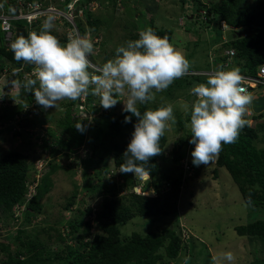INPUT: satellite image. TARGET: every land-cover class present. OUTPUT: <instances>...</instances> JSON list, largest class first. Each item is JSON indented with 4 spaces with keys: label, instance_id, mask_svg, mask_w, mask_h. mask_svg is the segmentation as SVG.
<instances>
[{
    "label": "rangeland",
    "instance_id": "obj_1",
    "mask_svg": "<svg viewBox=\"0 0 264 264\" xmlns=\"http://www.w3.org/2000/svg\"><path fill=\"white\" fill-rule=\"evenodd\" d=\"M121 1L125 0L90 1L91 16L99 17L98 22L106 21L101 23L98 30H93L89 26L85 20L83 9L74 7V11L85 30L80 34L78 32L77 35L84 36L87 34L90 36L94 50L89 59L97 66L113 59L117 47L125 45L128 40H132L130 34H127L128 31L134 29L139 33V31L148 28L150 24L172 31L170 43L184 53L190 63V69L204 70L210 63L209 58L212 52L220 51L223 47L224 32L217 28V25H213L215 21L213 23L212 21L207 22L197 15L191 19L189 15L193 13L194 8L186 0L183 6H181L180 0H126L133 2L137 8L133 16L124 10ZM202 1L214 3L217 0ZM257 1L242 0L249 5H255ZM60 2L62 0L44 1L45 4L52 3L54 5L60 4ZM113 3L116 5L115 10L111 9ZM57 6L64 11L66 10L61 5ZM132 8L130 7L128 10L132 11ZM111 13H113L112 16L109 15ZM136 14H139L137 18L135 17ZM48 17H40L39 23H43ZM52 18L53 29L57 31L58 36H65L68 40L73 26L64 17ZM20 25L26 26L23 21L20 22ZM179 33L181 34L180 41L175 38ZM5 45L8 43L6 42ZM18 74L19 72H13L9 69L2 70L0 73V114L9 111L12 105L21 100L18 93ZM30 75L31 73L21 74L25 82ZM203 78V82H206L207 76L200 75H185L175 79L166 90L155 93V99L148 102L155 105L156 108L171 105L175 121L180 118H183L182 122L184 121L183 129L176 128V122L174 124L169 122L170 127L165 131L166 140L162 146V157L159 161L167 174L172 175L181 172L184 159H190L192 162L187 136L190 134V106L196 97L192 95L191 88L195 84L201 83ZM198 79L200 80L198 81ZM179 82L182 83L178 85ZM252 89L254 91L250 94L251 103L247 105L243 118L246 123L254 127L258 137L253 141L261 147L264 146V88ZM92 97L95 102V111L88 109V104H85L86 96L79 98L78 104L75 105L77 110L74 117L78 121L83 117L86 119L84 122L85 137L94 132L93 115H99L101 111L105 110L118 112L124 107L123 102L118 101L115 106L105 109L100 105L98 97L93 95ZM66 101L68 100L59 101L55 108L46 110L40 105L37 107L27 105L9 120L0 122V154L9 148H14L28 156L29 194L33 192V183L36 182V179L48 169V164H45V161L50 158L47 153L40 149L43 136L51 137L47 134L46 127L51 126L56 132H59L55 124L63 114ZM185 105L189 106L188 111L185 110ZM247 110L252 114H248ZM185 117L189 118L184 119ZM78 121L77 124L81 122ZM51 140L55 141L57 137H52ZM87 143L88 138L84 146L82 145L69 156L56 155L54 161L58 167L49 175L52 185L40 198L42 203L40 212H34L27 222L20 220V212L23 206L15 208L13 217L0 215V241L8 242L11 252L17 248L15 247L16 242L13 240L16 228L24 227L27 233L33 235L35 233L34 228L46 227L50 223L53 226L48 231L51 240L47 241L45 245L51 253L47 262L53 264L49 258L53 257L54 260L58 252L64 248V243L73 242L70 238H66L64 241L58 240L54 228L58 229L62 235L66 233L64 221L73 214L81 216L82 219H91L99 201L103 196H108V193L100 192L91 199L88 195L89 192H84L85 190L82 189L84 191H81L78 198L83 199V203H78V207L83 208L85 205H89L90 211L87 212V209L84 210L85 208L77 211L75 205L71 209L63 208L65 199L73 191L74 185L83 183L82 168L86 166L83 158L88 157L90 151L87 148ZM176 153L177 155L184 153V155H180L178 158ZM106 163L107 169L101 180L89 179L85 180V183L90 182V186L99 184L101 187H109L114 183L119 194L129 190L126 188L128 183L132 184L136 191H141V187L143 186L144 189L148 184L144 179L135 177L134 174L127 176L128 173L120 172V168H116L110 158H107ZM196 169L197 173L195 172ZM87 173L92 175L93 169L87 168ZM147 190L151 193V189ZM83 192L85 194H82ZM175 212V214H161L151 218L134 216L120 225L121 236L126 237L133 231L145 234L148 231L160 230L163 227L174 229L180 235L183 248L175 258H163L162 264H184L185 257H190L188 264H215L214 258L227 251L233 253L234 260L231 262L223 260L220 264H264V239L257 236L238 235L234 229L237 225L246 224L256 219H264V207L242 200L236 183L224 167L216 166L215 158L208 165L195 166L192 172L184 171L183 186ZM91 229H97L94 222L91 223ZM39 236L44 241L49 237L45 232H40ZM3 258H6V253L0 250V261Z\"/></svg>",
    "mask_w": 264,
    "mask_h": 264
},
{
    "label": "trees",
    "instance_id": "obj_2",
    "mask_svg": "<svg viewBox=\"0 0 264 264\" xmlns=\"http://www.w3.org/2000/svg\"><path fill=\"white\" fill-rule=\"evenodd\" d=\"M15 1L1 0L6 12L11 11V6L14 5ZM68 1L62 0L61 4L57 5L63 6ZM90 1L92 0H79L78 2L76 0L75 8L80 7L83 9L85 20L89 26L93 30H98L101 23L106 21L98 22L99 17L94 18L91 16ZM180 1L181 6L185 5V0ZM186 1L194 8L193 18L201 9H204L206 12L205 21H212V23L215 21L213 25H217L219 29H221V21L226 23L227 29L235 35L230 39H226L223 45L233 49L234 53L232 55L236 58V62H241L240 67L236 66L239 71L244 72L243 74L253 75L257 67L264 63V0H258L255 5L245 4L242 0H217L214 3H206L202 0ZM114 3L111 5L112 10H115L117 2ZM121 6L130 16L136 13L137 8L131 1H121ZM130 7L134 9L132 8V11H129ZM112 14L109 15L112 16ZM138 16L139 14L135 15L136 18ZM20 22L22 21H15L14 25L20 26ZM75 23L79 34L83 33L85 31L84 27L77 16L75 17ZM41 26L42 23H39V19H37L33 23L31 31L39 33ZM149 27L158 36H167L170 42L172 35L170 29L153 24H150ZM28 33V30L25 29L24 36L27 37ZM128 33L132 40L139 38L138 32L134 29L128 31ZM51 34L56 36L62 45L67 42V38L58 36L57 31L53 28ZM15 39L16 37L13 35L12 42ZM9 45H5L4 35L0 31V73L3 68L18 70V93L21 100L19 103L12 105L9 111L0 114V122L9 120L15 113L23 110L26 105L39 106L35 103L33 93L25 91L23 87L25 80L21 76L22 73L30 72L32 65L23 61H15ZM34 78V75L29 76V79ZM181 83L179 82L178 85ZM76 104H78V100L65 102L63 114L55 124L59 132H56L51 126L46 127V132L51 137L43 136L40 149H42V152L47 153L50 158L45 161V164H48V169L33 183L31 194L28 193L30 180L28 178L29 159L27 154L14 148H9L0 154V215L13 217L15 208L23 206L20 212V220L21 222H27L34 212H40L42 210L40 198L52 185L49 175L58 167L54 158L56 155L61 154L69 156L79 147L84 146L88 138L87 148L90 151L88 157L83 158L86 165L82 168L83 183L74 185L73 191L65 199L63 208L67 210L75 205L77 211L85 208L84 210L87 209V212H89V205H85L83 208L78 207V203H83V199L78 198V195L84 190V192H89L88 195L91 199L95 198L96 194L100 192H106L108 196H103L99 201L91 219H82L81 216L73 214L64 221L66 233L62 235L58 229L54 228L58 240L64 241L66 238H70L73 244L71 242L64 243V248L58 252L57 257L54 260L53 257H50L49 261H53V264H160L163 258H175L183 248V242L174 229L163 227L160 230H151L145 234L133 231L130 235L122 237L120 225L134 216L151 218L161 214H175L177 201L183 186V165L181 172L172 175L167 174L159 161L162 153L152 157L148 164L151 179L145 186L146 188L150 186L151 193L147 194L136 192L130 183L126 184V188L129 190L122 194L116 191L114 183L109 187H101L99 184L90 186V182L86 184L85 180H101L107 169V158L111 159L116 168H120V165L124 162L123 153L131 139L134 124L138 118L131 116L123 109L118 112L101 111L99 115H93L94 132L85 137L84 122H86V119L83 117L78 121L74 117L77 110L75 108ZM85 104H88V109L95 111V102L91 94L86 96ZM138 107L142 114L147 109H156V106L151 103L138 105ZM125 116H131V121L125 122ZM188 118L185 117L184 119ZM182 120L183 118L176 120V128L183 129L184 121L182 122ZM77 121L82 122H80L81 130H77L75 127ZM190 135L191 133L187 136V141L191 139ZM55 136L57 140L50 141ZM257 137L254 127L246 123L240 130L235 143L222 146V150L215 158V164L224 167L228 171L238 187L242 200L264 207V146L260 147L254 143L253 140ZM165 140L166 136L164 134L160 141L161 148ZM193 148L194 145L189 143L188 150L192 151ZM180 155L183 156L184 153L178 155L176 153L178 158ZM187 161L192 167H195L190 159H187ZM100 165L101 167H98ZM89 167L93 169L92 175L87 173ZM195 172L197 173V169ZM129 175L131 176L132 173H128L127 176ZM84 192L82 194H85ZM93 222L97 226L96 230L91 229V223ZM50 228H53L50 223L46 227L34 228L35 233L33 235L27 233L24 227L16 228L13 240H15V247L17 248L14 252L10 251L8 242L0 241V250L6 253V258H3L0 264H49L47 258L51 253L46 249L45 244L51 240L48 232ZM234 229L238 235L258 236L264 239V219L237 225ZM40 232L47 233L49 237L46 241L39 236ZM21 235L23 236L21 237Z\"/></svg>",
    "mask_w": 264,
    "mask_h": 264
},
{
    "label": "clouds",
    "instance_id": "obj_3",
    "mask_svg": "<svg viewBox=\"0 0 264 264\" xmlns=\"http://www.w3.org/2000/svg\"><path fill=\"white\" fill-rule=\"evenodd\" d=\"M197 16L200 18L199 13ZM53 26V18L49 16L39 33L31 31L27 37L19 35L9 45L15 61L34 66L35 78L23 84L25 91L33 93L35 103L45 110L55 108L59 101H76L89 94L98 97L105 109L122 101L123 111L138 120L119 171L148 182L151 179L149 160L162 153L161 138L170 127L169 122L176 121L171 105L147 109L143 114L138 105L153 101L155 93L166 90L175 79L185 76L190 70L189 61L167 36L160 37L148 27L139 31L138 39L117 47L113 59L97 66L89 59L94 50L89 35H71L62 45L51 34ZM17 27L23 28L22 25ZM242 79L238 68H218L208 75L206 82L191 88L196 97L190 106L189 143L194 145L193 165H208L219 155L223 145L236 142L246 124L243 117L252 99L241 87ZM188 108L185 105L186 111ZM131 116H125V122H130ZM75 127L82 128L80 123ZM234 258L233 253L227 251L214 261L220 264ZM189 259L185 257L184 264H188Z\"/></svg>",
    "mask_w": 264,
    "mask_h": 264
},
{
    "label": "built area",
    "instance_id": "obj_4",
    "mask_svg": "<svg viewBox=\"0 0 264 264\" xmlns=\"http://www.w3.org/2000/svg\"><path fill=\"white\" fill-rule=\"evenodd\" d=\"M44 1L45 0H16L14 5L11 6V11L6 12L3 3L0 0V31L4 35L5 43L7 42L9 45L12 42V38L13 35H15V29L17 27L16 25H14L15 21L25 22L26 26H23L24 30L27 29L28 32H31V27L33 23L40 17H45V16H51L54 18L64 17L65 20L73 26L70 36L78 34V30L74 21V18L77 16L74 11L76 0L69 1L66 4H64L62 7L66 8L65 11L52 3L45 4ZM80 11L81 9L79 10V12ZM199 15L200 18H202V20L204 21L206 20V12L204 9L199 11ZM220 27L223 32L228 28V26L224 21L220 22ZM233 53H234L233 49H227L224 50L222 56L229 57ZM221 64H222L221 67L218 66L216 68H210L204 70L190 69L185 75H200V76L208 77L210 73H212L218 68H221L223 70H229L228 69L229 61L227 59L222 61ZM5 70L6 69L4 68V71ZM25 73L27 74L31 73V75H34V66L32 65L30 72H25ZM240 74L243 78L241 81V87L244 88L248 94L252 90V88H257V87L264 88V63H262L257 67V70L253 75L243 74V73ZM182 164L184 167V171L186 172L193 171V167L186 159L183 160ZM147 189L150 188L147 187L146 189H143L142 186L141 191L140 190L136 191L135 189L134 190L138 193L147 194L149 193V190Z\"/></svg>",
    "mask_w": 264,
    "mask_h": 264
},
{
    "label": "crops",
    "instance_id": "obj_5",
    "mask_svg": "<svg viewBox=\"0 0 264 264\" xmlns=\"http://www.w3.org/2000/svg\"><path fill=\"white\" fill-rule=\"evenodd\" d=\"M5 1H7V0H5ZM191 16V15H190ZM189 16V17H190ZM181 23V22H180ZM224 38H223V43H225V41H226V39H227V37H226V35H225V31H224ZM235 35V33H231L230 34V38L231 37H233ZM171 37H172V35H171ZM175 38H177L178 39V41H180L181 40V34L179 33L178 35H176L175 36ZM229 38V39H230ZM225 45H223V47L220 49V51L219 50H217V51H215V53H213L212 52V54H211V56H210V58H209V62L210 63H208L207 64V66H206V68H204V69H210V68H216V66L218 67H221V63H222V61H224L225 59H227L228 61H229V66H228V69L230 70V69H233V68H237L236 66L238 65L239 67H240V65H241V62L240 63H237L236 62V58L233 56V55H231V56H229V57H227V56H222L223 55V53H224V50H227V49H232V48H230V47H224ZM225 57H227V58H225ZM240 73H244V72H240ZM203 80H204V78L202 79V82L201 83H203ZM257 88H259V87H257ZM260 89H263V88H261L260 87ZM253 91H254V89H252L251 91H250V93L249 94H252L253 93ZM263 91H264V89H263ZM248 111V110H247ZM248 114H252L250 111H248Z\"/></svg>",
    "mask_w": 264,
    "mask_h": 264
},
{
    "label": "water",
    "instance_id": "obj_6",
    "mask_svg": "<svg viewBox=\"0 0 264 264\" xmlns=\"http://www.w3.org/2000/svg\"><path fill=\"white\" fill-rule=\"evenodd\" d=\"M190 18H192V16H190ZM230 34H231V30L228 29L225 31V35H226L227 39L230 38ZM19 35H24V29L22 27H16V29H15V37L17 38V36H19Z\"/></svg>",
    "mask_w": 264,
    "mask_h": 264
}]
</instances>
